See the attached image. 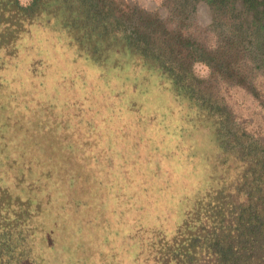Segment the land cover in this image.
I'll return each mask as SVG.
<instances>
[{
  "label": "trees",
  "instance_id": "1",
  "mask_svg": "<svg viewBox=\"0 0 264 264\" xmlns=\"http://www.w3.org/2000/svg\"><path fill=\"white\" fill-rule=\"evenodd\" d=\"M201 1L212 37L191 26ZM173 2L170 24L120 0H0V264H51L42 232L65 225L79 263L52 264H264V130L225 96L264 114V0ZM204 162L187 197L182 165ZM169 195L187 201L174 224Z\"/></svg>",
  "mask_w": 264,
  "mask_h": 264
},
{
  "label": "rangeland",
  "instance_id": "2",
  "mask_svg": "<svg viewBox=\"0 0 264 264\" xmlns=\"http://www.w3.org/2000/svg\"><path fill=\"white\" fill-rule=\"evenodd\" d=\"M22 2H26L27 0H21ZM121 2L127 4L134 3L141 8L147 9L151 12H157L160 18L166 19L170 24H174V14L171 13V10L173 8V0H120ZM194 17L191 19V26L196 29V33L200 34V36L208 35L209 37H212L213 35V30L210 28L209 24L211 22L210 18V12L208 9V6L204 2H199L197 3L196 10L192 13ZM172 15V16H171ZM194 70L196 74L199 76H205L208 73V68L203 64V63H196L194 65ZM165 93L159 92V95L157 99L153 98L154 95H152V91H150L146 99H148L151 95V106L155 107V105L161 104L168 102L170 103V99L168 100L167 98H164ZM225 96L228 100V102L232 103L234 106V110L236 114L239 116L243 124L245 123L248 128L253 127V126H258L259 123H261V129L264 130V114L262 112H258L256 109V104L254 103L253 99L248 95L246 92L239 88H232L229 89L228 92H225ZM173 132L176 133V130ZM196 144L197 147L203 152V154L206 156L210 152H212V142H210L208 139L202 140L200 138H195L193 140ZM201 142V143H200ZM108 148L106 151V155L104 157L105 160V166H100L101 168L97 169V174L93 178V195L99 196L100 192L104 188L106 184L109 182L110 178V172H109V167H107L110 164V160L114 158V152L117 153L119 152V149H117V145H114L112 142L108 141ZM195 147V146H194ZM211 147V149H210ZM191 150L193 147H190ZM131 150L127 151L125 153L126 159H129L132 156ZM2 156V155H1ZM206 169L205 167V162L201 163L197 168H189L185 167L182 165V172H183V177L186 178V183H184L186 186H188L184 191V195H187L189 197L191 195L192 190L195 187H201L202 185L205 184V173L204 170ZM193 185V186H191ZM177 186V184H176ZM173 195H175L173 193ZM183 195V196H184ZM179 197V196H172L169 195L172 199L165 201V204L159 208V210L156 213H161L165 212L162 210H167L166 212L170 211L171 217L168 219L169 224H174L175 220H178L181 218L182 213H183V208L185 207L187 201L185 200V197ZM157 197V195H156ZM144 214V213H143ZM152 213L150 211H146L144 216L141 218L143 221V226H146V218L151 216ZM114 216V214H113ZM96 218L92 217L91 220L94 221ZM140 220V221H141ZM154 221L158 222V219L154 217ZM49 224H54V221L50 220ZM71 225V223L69 224ZM158 225L165 229L166 225L163 222V224L158 223ZM138 226V224H137ZM66 230L64 228L58 229V231H55L52 227L50 230H43L42 235L43 236V241L41 244H38V248L40 247L41 250H43L44 255L46 258H48V262L51 264L55 261L56 263L58 262V259L60 261H64L65 259H68L71 257L72 259L75 258L76 261L79 263V255H73L71 253V250L68 252H65V249L70 248V245L74 243L71 239H68V237L72 236L73 237V232L72 229H69V226L65 225ZM77 232H79V224L76 226ZM76 243L77 239L74 238ZM37 246V243H35L34 247ZM77 246V245H76ZM137 247V245H135ZM37 259L35 262H38L40 264H48V263H43L46 262L44 261V257L42 258V255H39L37 251ZM66 256H64V255ZM52 259H51V258ZM70 260V259H69ZM67 260V261H69Z\"/></svg>",
  "mask_w": 264,
  "mask_h": 264
}]
</instances>
